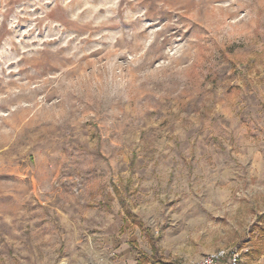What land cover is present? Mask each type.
I'll return each instance as SVG.
<instances>
[{
  "label": "rangeland",
  "instance_id": "374dc122",
  "mask_svg": "<svg viewBox=\"0 0 264 264\" xmlns=\"http://www.w3.org/2000/svg\"><path fill=\"white\" fill-rule=\"evenodd\" d=\"M253 226L264 0H0V264H264Z\"/></svg>",
  "mask_w": 264,
  "mask_h": 264
},
{
  "label": "built area",
  "instance_id": "2783aa9c",
  "mask_svg": "<svg viewBox=\"0 0 264 264\" xmlns=\"http://www.w3.org/2000/svg\"><path fill=\"white\" fill-rule=\"evenodd\" d=\"M239 256L240 255L237 250L231 251L230 253L219 251L215 254L203 256L194 261L193 264H236Z\"/></svg>",
  "mask_w": 264,
  "mask_h": 264
},
{
  "label": "trees",
  "instance_id": "16d2710c",
  "mask_svg": "<svg viewBox=\"0 0 264 264\" xmlns=\"http://www.w3.org/2000/svg\"><path fill=\"white\" fill-rule=\"evenodd\" d=\"M252 230H257L258 234L254 240L250 241L246 254L249 256H258L264 251V226H253ZM151 245L152 249L156 251L154 241L151 242Z\"/></svg>",
  "mask_w": 264,
  "mask_h": 264
}]
</instances>
